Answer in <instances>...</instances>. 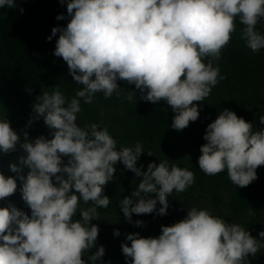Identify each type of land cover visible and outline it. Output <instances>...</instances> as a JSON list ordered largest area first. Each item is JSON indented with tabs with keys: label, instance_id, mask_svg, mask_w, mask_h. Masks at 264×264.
Instances as JSON below:
<instances>
[{
	"label": "clouds",
	"instance_id": "1",
	"mask_svg": "<svg viewBox=\"0 0 264 264\" xmlns=\"http://www.w3.org/2000/svg\"><path fill=\"white\" fill-rule=\"evenodd\" d=\"M5 5L17 7L15 0H0V7ZM67 13V26H54L47 39L60 33L54 54L66 61L69 74L83 87L71 99L59 86L37 97L28 124L42 117L51 138H29L24 131L21 140L10 121L0 119V152L21 150L9 164L16 175L0 171V200L17 191L18 177L31 210L29 214L12 202L0 206V264H110L102 259L103 245L87 259L84 253L97 247L99 226L92 221L98 220L99 208L109 205L104 186L117 162L141 178L131 195L120 200L129 222L133 213L166 215L168 196L195 181L193 171L167 160L151 161L144 171L137 166L146 152L142 143L117 148L107 126H80L81 98L91 104L97 92L106 98L113 92L120 95L118 80L123 79L135 84L139 99L166 102L175 112L171 127L182 130L200 115L201 106L194 101H204L223 79L213 61L236 30L237 18L244 25L246 46L254 52L264 48V33L256 28L264 18V0H68ZM205 57L210 59L205 62ZM134 97L135 90L126 95L130 102ZM259 121L264 124V115ZM204 140L198 164L205 174L227 170L236 186L257 178V167L264 165V128L254 130V122L223 108L207 125ZM81 200L89 206L74 218ZM120 234L114 229V235ZM259 237L193 206L178 222L161 225L158 236L127 233L121 249L128 264H250L246 258L264 247V229Z\"/></svg>",
	"mask_w": 264,
	"mask_h": 264
},
{
	"label": "trees",
	"instance_id": "2",
	"mask_svg": "<svg viewBox=\"0 0 264 264\" xmlns=\"http://www.w3.org/2000/svg\"><path fill=\"white\" fill-rule=\"evenodd\" d=\"M17 7H0V119H8L13 129L21 134L29 133V138L44 135L51 138L50 129L43 118L28 121L32 115V105L42 92L51 93L56 86L66 98L71 99L77 84L69 74L68 65L62 57L54 54L59 32L51 40L47 37L54 26L66 27L71 17L67 13L68 0H15ZM24 11L20 12V8ZM58 14L64 19L58 20ZM236 30L231 34L229 42L221 49L220 58L213 64L219 65L223 79L212 87L204 101H194L200 105V115L195 121L182 130L171 127L175 112L163 100L150 102L139 99L140 91L135 84L126 80H118L121 88L110 97L103 92L95 93L91 104L84 103L81 98V111L77 113L80 126L98 123L107 126L110 134L117 140V148L121 145H132L140 142L146 152L137 161L143 165L144 171L151 161L157 164L167 160L178 167L188 168L195 176L194 183L185 191H173L168 196L170 202L166 215L155 212L148 214H132L129 222L120 209V200L130 196L138 186L140 177L127 169L122 162H117L112 180L104 186V194L110 198L107 208L98 209V220L92 223L99 226L97 247L87 250L84 258L94 253L99 245L105 247L104 261L110 264H128L122 253L121 243L127 233L139 232L142 236H158L161 225H171L183 219L188 208L196 206L207 208L213 215L223 216L229 223L241 224L246 230L260 239L259 232L264 229V165L257 167V178L247 186H236L229 179L227 170L216 175H207L198 164L201 155L200 146L206 141L204 134L207 125L216 119L223 108H228L247 121L254 122V130L264 128L259 116L264 115V48L252 51L241 38L244 25L237 18ZM256 28L264 33V18ZM207 62L210 57H205ZM135 90L137 97L128 101L126 95ZM147 151H151L149 155ZM21 154V150L10 153L0 152V171L5 175L15 176L9 164ZM65 162L67 157H64ZM27 169H25V173ZM18 189L12 195L0 200V206L8 202L30 214L31 210L23 201L19 191L20 181L17 177ZM156 194L154 193L153 196ZM89 205L82 200L79 210ZM161 205L157 203V208ZM253 214L249 215V209ZM142 220L137 226L134 221ZM114 229L120 235H114ZM130 244L131 242L128 241ZM250 264H264V247L253 256L249 255Z\"/></svg>",
	"mask_w": 264,
	"mask_h": 264
}]
</instances>
